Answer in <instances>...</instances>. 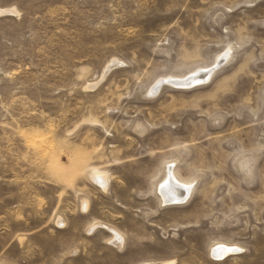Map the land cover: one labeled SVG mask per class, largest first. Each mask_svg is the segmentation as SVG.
<instances>
[{
	"label": "rangeland",
	"instance_id": "374dc122",
	"mask_svg": "<svg viewBox=\"0 0 264 264\" xmlns=\"http://www.w3.org/2000/svg\"><path fill=\"white\" fill-rule=\"evenodd\" d=\"M166 263L264 264V0H0V264Z\"/></svg>",
	"mask_w": 264,
	"mask_h": 264
},
{
	"label": "bare ground",
	"instance_id": "6f19581e",
	"mask_svg": "<svg viewBox=\"0 0 264 264\" xmlns=\"http://www.w3.org/2000/svg\"><path fill=\"white\" fill-rule=\"evenodd\" d=\"M203 71V70H202ZM198 73V72H197ZM205 76V73H198L196 75H193L192 77H189V79L187 80L189 83H197L199 82L201 79H203V77ZM209 76V75H208ZM205 79V78H204ZM176 80V79H175ZM183 80V79H182ZM185 80V79H184ZM172 81V80H170ZM169 81V82H170ZM175 82V81H174ZM173 82V83H174ZM177 82V81H176ZM172 83V82H171ZM179 83V82H178ZM183 83V82H182ZM159 85V84H158ZM170 171L167 172V178L166 181L162 183V185H160V193H161V198L165 203H176L181 201L182 199H184L189 191V187L185 186L184 183L181 182H177V180L173 177V174ZM170 174V175H169ZM99 183H101L102 185H104V179L101 178L99 180H97ZM169 201V202H168ZM116 234V233H115ZM119 236V235H118ZM119 240L120 237H118ZM116 242V241H115ZM231 249L226 248L225 246H218L216 247V249L213 250L214 255L216 256H223L225 254L228 253V251H230ZM166 264H171V263H166Z\"/></svg>",
	"mask_w": 264,
	"mask_h": 264
},
{
	"label": "water",
	"instance_id": "95a60500",
	"mask_svg": "<svg viewBox=\"0 0 264 264\" xmlns=\"http://www.w3.org/2000/svg\"><path fill=\"white\" fill-rule=\"evenodd\" d=\"M169 202V201H168Z\"/></svg>",
	"mask_w": 264,
	"mask_h": 264
}]
</instances>
